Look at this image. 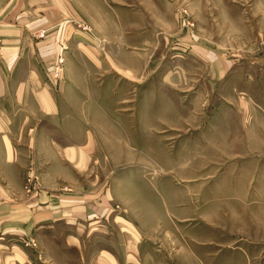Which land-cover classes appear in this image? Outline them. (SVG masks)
<instances>
[{
	"label": "rangeland",
	"instance_id": "374dc122",
	"mask_svg": "<svg viewBox=\"0 0 264 264\" xmlns=\"http://www.w3.org/2000/svg\"><path fill=\"white\" fill-rule=\"evenodd\" d=\"M74 1L76 19L29 35L39 43L58 31L52 83L71 60L92 71L97 103L125 121L119 136L110 127L95 162L109 183L110 221L90 236L61 224L30 239L28 256L38 264H264V0Z\"/></svg>",
	"mask_w": 264,
	"mask_h": 264
},
{
	"label": "crops",
	"instance_id": "0c3cea01",
	"mask_svg": "<svg viewBox=\"0 0 264 264\" xmlns=\"http://www.w3.org/2000/svg\"><path fill=\"white\" fill-rule=\"evenodd\" d=\"M76 5L74 0H0V252L7 264H38L28 256L34 246L28 242L61 224L67 230L87 227L90 236L99 227L105 232L110 221L109 183L99 178L103 166L95 162L99 143L115 132L110 127H119V136L125 121L98 104L92 71L78 70L71 60L62 80L52 83L64 39L58 31L39 43L29 35L58 19L73 21ZM71 28L66 25L65 36ZM117 62L127 72L129 67ZM29 174L35 179L26 189ZM18 239L24 243L20 248ZM98 263L119 261L105 257Z\"/></svg>",
	"mask_w": 264,
	"mask_h": 264
},
{
	"label": "built area",
	"instance_id": "2783aa9c",
	"mask_svg": "<svg viewBox=\"0 0 264 264\" xmlns=\"http://www.w3.org/2000/svg\"><path fill=\"white\" fill-rule=\"evenodd\" d=\"M55 69H56V72H55V75H53V77L55 78V79H58L59 78V74H60V68L58 67V65L55 67Z\"/></svg>",
	"mask_w": 264,
	"mask_h": 264
}]
</instances>
